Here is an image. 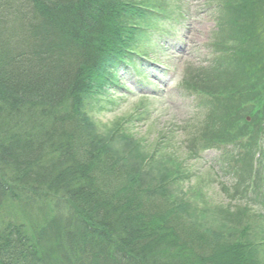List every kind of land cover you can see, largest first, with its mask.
Returning a JSON list of instances; mask_svg holds the SVG:
<instances>
[{
	"label": "trees",
	"instance_id": "16d2710c",
	"mask_svg": "<svg viewBox=\"0 0 264 264\" xmlns=\"http://www.w3.org/2000/svg\"><path fill=\"white\" fill-rule=\"evenodd\" d=\"M162 4L0 0V264H264V214L249 204L264 197V153L252 160L264 140V0L221 1L223 55L181 82L205 96L189 155L244 149L225 152L239 180L222 186L234 200L242 186L244 206L203 222L171 189L188 177L183 160L154 169L136 140L90 116L120 67L146 55Z\"/></svg>",
	"mask_w": 264,
	"mask_h": 264
},
{
	"label": "rangeland",
	"instance_id": "374dc122",
	"mask_svg": "<svg viewBox=\"0 0 264 264\" xmlns=\"http://www.w3.org/2000/svg\"><path fill=\"white\" fill-rule=\"evenodd\" d=\"M154 1H161L165 11L143 40L151 61L138 62L137 70L120 68L119 86L99 96L90 116L99 131L117 128L136 140L141 150L151 153L154 169L162 163L169 165L168 154L183 160L191 176L173 182L171 189L178 197L186 193L197 217L211 223L219 217L216 207L244 206L242 186L235 189L237 200L222 189L223 184L231 188L232 178L217 163L218 150L200 151L199 157L189 155L194 143L190 138L201 130L205 114L196 95L181 87V82L192 84L223 55V46L228 44L222 43L226 36L218 40L226 28H218L223 0ZM197 191L202 193L198 198L194 196ZM249 204L254 210L260 207L257 201Z\"/></svg>",
	"mask_w": 264,
	"mask_h": 264
}]
</instances>
